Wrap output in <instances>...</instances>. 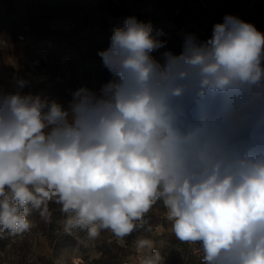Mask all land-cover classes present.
<instances>
[{"label": "clouds", "instance_id": "9594fccd", "mask_svg": "<svg viewBox=\"0 0 264 264\" xmlns=\"http://www.w3.org/2000/svg\"><path fill=\"white\" fill-rule=\"evenodd\" d=\"M163 35L127 17L98 52L112 79L67 106L25 94L22 78L0 86V236L55 202L65 231L124 239L162 202L200 264H264V32L226 14L160 62ZM136 249L162 264L152 240Z\"/></svg>", "mask_w": 264, "mask_h": 264}, {"label": "rangeland", "instance_id": "374dc122", "mask_svg": "<svg viewBox=\"0 0 264 264\" xmlns=\"http://www.w3.org/2000/svg\"><path fill=\"white\" fill-rule=\"evenodd\" d=\"M226 14L264 32V0H0V86L10 89L15 78H22L29 82L25 94L67 106L73 91L98 90L112 79L98 52L109 47L113 29L123 27L127 17L163 30L160 39L167 41L166 48L152 53L162 62L164 51L180 53L185 33L210 38ZM48 208L47 217L31 213L27 233L0 236V264H123L141 238L175 259L187 258L186 245L172 233L162 202L124 239L110 230L95 239L80 229L67 232L60 205L50 202Z\"/></svg>", "mask_w": 264, "mask_h": 264}, {"label": "built area", "instance_id": "2783aa9c", "mask_svg": "<svg viewBox=\"0 0 264 264\" xmlns=\"http://www.w3.org/2000/svg\"><path fill=\"white\" fill-rule=\"evenodd\" d=\"M105 1V0H104ZM20 39H24L25 36L23 34H19L18 36ZM166 209L164 211V215H165ZM166 217V216H165ZM154 250L158 251L160 253V255L162 256L163 260H162V264H200V256L199 253L196 250V246L195 245H189L186 244V254H187V258L184 259H175L172 256H170V254L166 253L162 247L159 244L154 243ZM132 258L126 260L125 262H123V264H140V255L141 253L137 252L136 249V242H134L132 244ZM146 252H149V250H145ZM195 258L196 262H193L192 259Z\"/></svg>", "mask_w": 264, "mask_h": 264}]
</instances>
